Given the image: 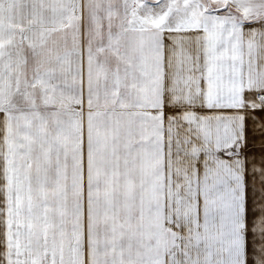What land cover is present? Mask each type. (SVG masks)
<instances>
[{
    "label": "snow or ice",
    "instance_id": "1",
    "mask_svg": "<svg viewBox=\"0 0 264 264\" xmlns=\"http://www.w3.org/2000/svg\"><path fill=\"white\" fill-rule=\"evenodd\" d=\"M246 21L264 0H0V264H264Z\"/></svg>",
    "mask_w": 264,
    "mask_h": 264
},
{
    "label": "rangeland",
    "instance_id": "2",
    "mask_svg": "<svg viewBox=\"0 0 264 264\" xmlns=\"http://www.w3.org/2000/svg\"><path fill=\"white\" fill-rule=\"evenodd\" d=\"M208 113V112H206ZM264 117V110L261 109H248L246 114V135L249 139V149L252 150L254 148L256 153L257 163H260V152H261V134L260 129L254 128V124L261 123V118ZM253 132H255V136H253ZM254 141V143H253Z\"/></svg>",
    "mask_w": 264,
    "mask_h": 264
},
{
    "label": "crops",
    "instance_id": "3",
    "mask_svg": "<svg viewBox=\"0 0 264 264\" xmlns=\"http://www.w3.org/2000/svg\"><path fill=\"white\" fill-rule=\"evenodd\" d=\"M244 27H245V31L247 32L250 28H257V29L264 28V24H262L259 21H246ZM197 110L198 111H201L203 113H206V112H210L211 111V110H208L206 108H204V109L198 108Z\"/></svg>",
    "mask_w": 264,
    "mask_h": 264
}]
</instances>
